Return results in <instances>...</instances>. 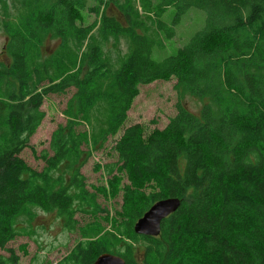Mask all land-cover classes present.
I'll use <instances>...</instances> for the list:
<instances>
[{
  "label": "trees",
  "instance_id": "1",
  "mask_svg": "<svg viewBox=\"0 0 264 264\" xmlns=\"http://www.w3.org/2000/svg\"><path fill=\"white\" fill-rule=\"evenodd\" d=\"M16 1L28 16L6 34L0 61V85L5 80L10 87L7 105H0V249L15 238L13 223L28 206L56 212L74 230V200L87 194L79 171L90 154L79 149L83 139L76 120L88 115L96 99H106L111 121L104 140L125 123L138 85L173 77L176 115L147 138L140 124L126 127L114 150L129 189L156 190L145 196L147 208L133 213L132 220L163 198H179L181 206L162 221L157 237L136 235L130 223L126 238L141 241L143 249L127 245L124 252H103L89 241L77 244L65 261L91 264L110 253L125 264H137L138 255L142 264H264V0H184L172 25L192 7L204 11V26L161 61L151 58L153 39L134 31L128 10L117 8L123 22L104 10L100 35L130 36V53L121 66L112 71L98 47L89 45L72 69L46 84L31 77L29 45L41 41L58 49L64 41L81 47L92 30L75 24L86 0ZM167 36H173L172 28ZM65 57L54 52L45 72ZM69 87L76 93L65 111L68 121L52 134V155L42 156L47 169L36 172L20 153L43 119V99ZM17 263L13 250L0 256V264Z\"/></svg>",
  "mask_w": 264,
  "mask_h": 264
},
{
  "label": "rangeland",
  "instance_id": "2",
  "mask_svg": "<svg viewBox=\"0 0 264 264\" xmlns=\"http://www.w3.org/2000/svg\"><path fill=\"white\" fill-rule=\"evenodd\" d=\"M184 0L168 3V0H86V6L79 11L77 26L91 27L87 39L81 47L72 42L60 41V47L46 46L41 41L31 42L28 48L30 57L29 71L33 79H40L46 84L50 78L54 81L62 71L72 69V63L79 61L88 46L98 47L105 65L112 71L118 69L130 53V36L127 34L99 33L101 13L116 17L123 22L118 6L128 10L135 23V32L145 34L153 39L151 58L161 61L175 55L185 46L192 36L201 30L205 22V13L198 8H189L173 26L172 22L178 7ZM28 16L16 0H0V61L4 59L6 34L19 25ZM8 26V30L5 27ZM173 29V36L167 33ZM56 49V50H55ZM55 50V51H54ZM66 54L63 62L56 63L45 72L46 61L54 54ZM9 80V79H8ZM106 88V76L101 80ZM0 85V105H7L10 87L3 80ZM76 89L67 88L63 93L47 95L40 106L43 119L30 137L28 147L20 153V158L36 172L45 171L48 167L43 155H52L50 146L53 132L58 126H64L68 117L65 115ZM178 91L176 80H156L147 85H138L137 94L132 99L127 119L113 136L102 140L103 132L111 121V111L106 99L98 98L88 109V115L76 120L75 131L83 139L79 149L90 153L80 168V176L84 179L87 194L74 200V230H70L56 212H47L37 206H28L27 211L19 215L13 227L16 236L0 249V256L7 258L9 250L18 256L17 264H67L65 258L79 243L93 242L99 251L124 252L125 246L143 249L141 241L126 238V229L135 220L132 214L146 209L145 196L154 193L152 186H145L139 192L129 189L126 173L120 169L115 144L121 138L126 127L140 124L143 137L147 138L154 131L163 130L169 120L176 115ZM185 102L193 108L194 102L189 97ZM5 115V113H3ZM4 125V120H1ZM2 131H0L1 135ZM99 145V148H94ZM76 194L75 189L71 190ZM142 254V252L140 253ZM142 264L143 256L135 259Z\"/></svg>",
  "mask_w": 264,
  "mask_h": 264
},
{
  "label": "water",
  "instance_id": "3",
  "mask_svg": "<svg viewBox=\"0 0 264 264\" xmlns=\"http://www.w3.org/2000/svg\"><path fill=\"white\" fill-rule=\"evenodd\" d=\"M181 200L167 197L154 202L133 225L136 235L157 237L161 232L164 219L176 212L181 206ZM91 264H125L124 260L115 254L102 253Z\"/></svg>",
  "mask_w": 264,
  "mask_h": 264
}]
</instances>
